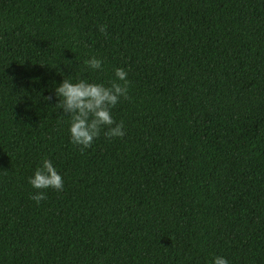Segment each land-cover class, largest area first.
<instances>
[{
	"label": "trees",
	"instance_id": "16d2710c",
	"mask_svg": "<svg viewBox=\"0 0 264 264\" xmlns=\"http://www.w3.org/2000/svg\"><path fill=\"white\" fill-rule=\"evenodd\" d=\"M106 25V34L98 31ZM97 55L100 73L82 71ZM80 151L52 97L108 81ZM46 157L63 191L27 177ZM264 264V0H0V264Z\"/></svg>",
	"mask_w": 264,
	"mask_h": 264
},
{
	"label": "clouds",
	"instance_id": "9594fccd",
	"mask_svg": "<svg viewBox=\"0 0 264 264\" xmlns=\"http://www.w3.org/2000/svg\"><path fill=\"white\" fill-rule=\"evenodd\" d=\"M98 31L102 35L106 34V25H99ZM83 65L82 71L100 73L104 70V61L97 55L88 56L83 60ZM58 73L62 78L55 85L53 96H46L44 99L51 100L54 97L55 105L67 118L69 143L83 151L90 148L101 135L109 141L125 135L123 121L115 120L112 114V110L121 100L129 99L130 82L124 68H114L113 78L108 81L65 78L67 75L63 72ZM27 183L37 190L30 194V199L37 206L46 199L44 190L51 188L60 192L64 187L61 173L46 157L41 158L39 166L27 177ZM210 264H229V260L223 255H214Z\"/></svg>",
	"mask_w": 264,
	"mask_h": 264
}]
</instances>
